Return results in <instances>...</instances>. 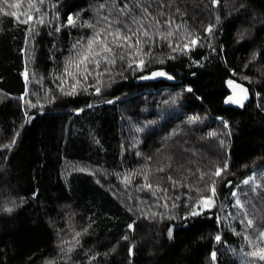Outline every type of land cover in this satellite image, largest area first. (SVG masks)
I'll use <instances>...</instances> for the list:
<instances>
[{"label": "trees", "instance_id": "1", "mask_svg": "<svg viewBox=\"0 0 264 264\" xmlns=\"http://www.w3.org/2000/svg\"><path fill=\"white\" fill-rule=\"evenodd\" d=\"M263 197L264 0H0V264H245Z\"/></svg>", "mask_w": 264, "mask_h": 264}, {"label": "snow or ice", "instance_id": "2", "mask_svg": "<svg viewBox=\"0 0 264 264\" xmlns=\"http://www.w3.org/2000/svg\"><path fill=\"white\" fill-rule=\"evenodd\" d=\"M4 3L6 4L7 0H4ZM11 7L18 8L19 5L13 4V5H11ZM28 7H29V9H31L34 7V5L29 4ZM6 15L16 17L19 20L17 13L14 11L13 12H7ZM25 15L27 18L20 21V22L28 24L31 22L32 16L28 13H25ZM40 23H43L42 19H41ZM68 23L69 24L74 23V20L72 19V17L68 18ZM89 26L91 27V25H89ZM208 31L211 32V29L209 28ZM138 33H139V30H137V32H133L131 35H123L119 30H117L115 32H110L109 35H111L113 37V41H112L113 43H119L120 41H123L129 48H133L138 52L139 51V45H140V36ZM143 35L148 36V33L145 31L143 33ZM168 35L171 36L172 33H168ZM99 36H100V33L98 32V33H96L95 37H93L92 39H90L87 42L86 50L83 53L78 54V60L75 61V63L71 60L69 61V65L74 66L76 69V72H73V71H69V68H65V72H67L69 76H75L77 74H80V75H84L85 79H87V76L85 75V73L88 72V64L93 63V64H95V66L97 68H99L100 60L97 59L96 57L100 56L101 53H111L112 49L109 47L108 42L106 40H100ZM133 37H135V44H133V42H132ZM191 43L195 44L196 41L193 40ZM94 45H98L100 47V52L94 51ZM185 47H187V45H185ZM121 58H123V57H121ZM103 59L105 61H108L109 63H115V60H109V57L107 55H104ZM142 63L143 62L141 61V66H142ZM97 75H101V73H97ZM153 75L154 76H163V75H165V73L164 72H156V73H153ZM79 83H80V81L77 80L76 84L73 85V91H75V88ZM228 83L230 86L232 85V81H229ZM97 91H99V89H97ZM189 91H191V89H189ZM241 91L246 93V90H244V89H242ZM243 98H245V99L247 98L246 94ZM232 99H233L232 97H229V100H232ZM235 102L238 104H241V106H242L241 100L237 99V100H235ZM33 107H35V105H33ZM191 119L193 121H195L199 118L193 117ZM212 135H215V133H212ZM6 147H10V145H8ZM221 171L222 170H218L216 172V175H220ZM146 186L149 188L151 187V185H146ZM213 191H214V189H213ZM201 203L204 204L205 206H210L211 200H204ZM8 211H11V209H8ZM197 214L198 213H195V212L192 213V215H197ZM248 223L251 224L252 221H248ZM129 227H131V225ZM169 235H171V231L169 232ZM125 239H127V237H125ZM216 239L219 240L220 237L217 236ZM251 255L253 257H258L260 260H264V248H260L256 251H253L251 253ZM212 258L215 259V253H212Z\"/></svg>", "mask_w": 264, "mask_h": 264}, {"label": "rangeland", "instance_id": "3", "mask_svg": "<svg viewBox=\"0 0 264 264\" xmlns=\"http://www.w3.org/2000/svg\"><path fill=\"white\" fill-rule=\"evenodd\" d=\"M244 181H249V177H247ZM204 200H211L210 206H205L204 204H201V207L198 208L195 211V213H200L203 210L212 209L213 208L214 200L212 198H207V199H204ZM253 209L256 212V219L258 221V229L262 230L263 227H264V197L261 198L257 202H253ZM258 242H259L257 244L258 247H256V249L254 251H256V250H258L260 248H264V230H263V233L261 234L260 241H258ZM251 253L249 254V256H247L248 258H246V260L241 259V261L245 262V264H264V260L257 261L255 259V257H253L251 255ZM256 258L259 259L258 257H256Z\"/></svg>", "mask_w": 264, "mask_h": 264}, {"label": "water", "instance_id": "4", "mask_svg": "<svg viewBox=\"0 0 264 264\" xmlns=\"http://www.w3.org/2000/svg\"><path fill=\"white\" fill-rule=\"evenodd\" d=\"M166 77L171 82H180V80H178L176 78H172L170 76H166ZM242 89L246 90V93L242 92L241 91ZM245 94L247 97L246 99L243 98L245 96ZM251 96H252V92H251V89L249 88V86H247L246 84L241 83V82H233L232 83V92L228 96V101L230 103L234 104L235 106L239 107V108H243L250 101ZM229 97H232L233 99L229 100ZM237 99L241 100L242 106H241V104H238L235 102V100H237Z\"/></svg>", "mask_w": 264, "mask_h": 264}]
</instances>
